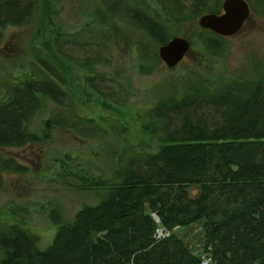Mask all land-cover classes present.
<instances>
[{
    "label": "trees",
    "instance_id": "1",
    "mask_svg": "<svg viewBox=\"0 0 264 264\" xmlns=\"http://www.w3.org/2000/svg\"><path fill=\"white\" fill-rule=\"evenodd\" d=\"M100 1L105 8L99 19L72 30H50L33 43L20 71L0 58V188L3 172L27 168L1 151L39 140L31 121L43 103L52 105L44 129L58 127L101 144L77 163L79 171L60 165L67 186L93 192L96 203L83 205L66 222L54 208L50 218L57 229L44 249L23 223H7L0 228V264H201L204 252L210 264H264L262 61L254 58L249 69L235 73L211 71L199 62V68H188L155 101L134 112L140 134L153 148L135 144L125 120L72 111L75 102L58 65L79 69L85 91L112 110L121 109L127 96L114 76L94 68L112 56L115 33L108 19L140 29L161 45L187 20L220 13L222 0H156L157 7L145 0ZM40 4L0 0V44L9 28L32 26ZM196 39L206 56L225 57L226 37L202 28ZM138 54L142 72L160 62L154 49L138 47ZM200 219L204 244L195 254L174 228ZM157 227L168 229L169 236L155 238Z\"/></svg>",
    "mask_w": 264,
    "mask_h": 264
},
{
    "label": "rangeland",
    "instance_id": "2",
    "mask_svg": "<svg viewBox=\"0 0 264 264\" xmlns=\"http://www.w3.org/2000/svg\"><path fill=\"white\" fill-rule=\"evenodd\" d=\"M145 1H150L157 7L156 0ZM248 1L251 13L236 34L226 37L225 57L216 58L218 56L209 57L203 54L196 39V34L202 29L198 23V15L187 20L177 33L171 35L184 37L190 42V49L183 58L171 68L160 60L148 72L139 69L138 47L158 52L160 44H154L140 29L121 20L107 21L105 17L115 33L111 47L112 56L108 64H97L94 68L100 73L114 76L117 89L121 95L127 96L125 106L118 110L105 106L84 90L82 72L79 69L70 64L58 65L65 72L66 87L75 102L72 111L91 116L103 113L119 117L129 125L130 142L152 149L153 144L140 134L134 112L145 109L155 101L165 92L168 82L173 78L183 74L188 68H199L198 62L205 69H223L228 73L249 69L254 58L260 59L261 66L264 67V0ZM97 2L99 0H40V15L32 26L12 27L7 30L4 42L0 44V58L20 71L19 65L28 60L33 43L46 37L50 30L58 27L72 30L89 18L99 19L105 4L103 1ZM44 50L53 62H60L52 51ZM43 104L31 121V127L39 140L30 146L6 147L1 151L5 157H12L27 168L22 172H3V185L0 188V228L13 221L23 223L38 237V246L41 249L50 244L57 229V225L50 218L54 208L61 212L62 219L66 222L83 205L96 203L98 197L93 192H79L67 186V174L64 172L63 178L61 177L63 168L60 165L79 171L77 168L81 166L77 163L82 158H87L100 144L99 140L80 135L77 137L58 127L44 129L43 119L52 105L47 102ZM66 153L70 154V158L63 156ZM203 222L204 219H200L174 228V233L195 254L203 251Z\"/></svg>",
    "mask_w": 264,
    "mask_h": 264
},
{
    "label": "water",
    "instance_id": "3",
    "mask_svg": "<svg viewBox=\"0 0 264 264\" xmlns=\"http://www.w3.org/2000/svg\"><path fill=\"white\" fill-rule=\"evenodd\" d=\"M247 0H222L220 13H203L198 19L201 28L208 29L223 37L236 34L250 15ZM190 49V42L180 36L172 37L159 45L158 57L171 68L175 66Z\"/></svg>",
    "mask_w": 264,
    "mask_h": 264
},
{
    "label": "built area",
    "instance_id": "4",
    "mask_svg": "<svg viewBox=\"0 0 264 264\" xmlns=\"http://www.w3.org/2000/svg\"><path fill=\"white\" fill-rule=\"evenodd\" d=\"M170 231L168 229H165L163 227H157L154 233L155 238H163L166 236H169ZM212 262V258L208 252H204V254L201 257V264H210Z\"/></svg>",
    "mask_w": 264,
    "mask_h": 264
}]
</instances>
